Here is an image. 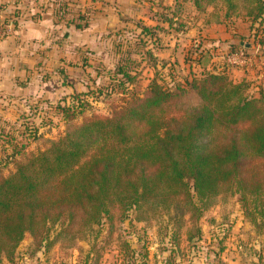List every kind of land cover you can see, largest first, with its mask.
Masks as SVG:
<instances>
[{"label":"rangeland","instance_id":"1","mask_svg":"<svg viewBox=\"0 0 264 264\" xmlns=\"http://www.w3.org/2000/svg\"><path fill=\"white\" fill-rule=\"evenodd\" d=\"M162 1L170 9L159 0H72L63 9L55 0L60 23L37 39L35 52L10 43L0 72V159L45 149L68 128L110 115L129 96H145L154 82L174 92L210 71L240 84L243 96L264 95V0H214L202 10L189 0ZM4 5L17 20L20 9ZM71 20L88 26H66ZM240 47L252 65L224 60ZM174 101L168 109L176 114L200 103L192 91ZM15 166L7 162L0 176ZM246 201L245 207L239 192L222 191L198 222L190 212L114 207L83 229L56 223L43 238L27 232L12 255L0 254V264H264V193L260 199L249 193ZM197 224L201 234L189 239Z\"/></svg>","mask_w":264,"mask_h":264},{"label":"trees","instance_id":"2","mask_svg":"<svg viewBox=\"0 0 264 264\" xmlns=\"http://www.w3.org/2000/svg\"><path fill=\"white\" fill-rule=\"evenodd\" d=\"M189 1L199 10L214 3ZM158 5L170 9L162 0ZM190 91L200 103L170 113L169 105ZM16 154L0 159V168L16 164L11 174L0 176V254L12 255L27 232L43 238L56 223L83 229L114 207L124 213L133 208L190 212L189 219L198 222L222 191L239 192L245 207L249 193L262 197L264 95L243 96L240 84L210 71L174 92L154 82L145 96H129L110 115L68 128L47 148L22 160ZM198 234L197 224L188 238Z\"/></svg>","mask_w":264,"mask_h":264},{"label":"crops","instance_id":"3","mask_svg":"<svg viewBox=\"0 0 264 264\" xmlns=\"http://www.w3.org/2000/svg\"><path fill=\"white\" fill-rule=\"evenodd\" d=\"M57 1L59 2L60 0H56V2ZM62 1L67 5L73 4L72 0ZM56 2L55 0H0V4H5L4 7L13 6L15 9H20L17 10L16 14V21L18 23L17 34L0 42V72L7 68V57L5 52L10 43L14 42L13 46L19 47V50L21 48L26 52H35L37 48V39L51 35L53 28H57V22L60 23V21L55 19L56 15L53 9L57 4ZM166 3L169 4V2ZM39 10V13L36 12ZM66 26L75 25L67 21ZM14 38L18 40L14 41ZM219 259L222 258H218L217 260ZM214 261L215 260H213V262Z\"/></svg>","mask_w":264,"mask_h":264},{"label":"built area","instance_id":"4","mask_svg":"<svg viewBox=\"0 0 264 264\" xmlns=\"http://www.w3.org/2000/svg\"><path fill=\"white\" fill-rule=\"evenodd\" d=\"M15 29L13 20L0 8V40L12 35ZM224 60L230 65L243 67L252 65L253 56L247 49L240 48L227 52L224 55Z\"/></svg>","mask_w":264,"mask_h":264}]
</instances>
